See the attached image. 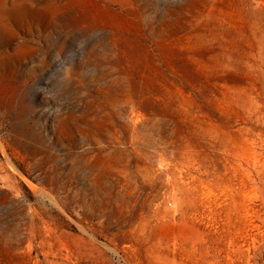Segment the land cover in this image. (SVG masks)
<instances>
[{
    "label": "rangeland",
    "instance_id": "1",
    "mask_svg": "<svg viewBox=\"0 0 264 264\" xmlns=\"http://www.w3.org/2000/svg\"><path fill=\"white\" fill-rule=\"evenodd\" d=\"M0 264H264V0H0Z\"/></svg>",
    "mask_w": 264,
    "mask_h": 264
}]
</instances>
